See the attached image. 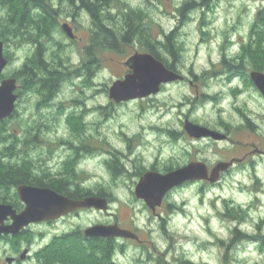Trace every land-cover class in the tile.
<instances>
[{
  "label": "rangeland",
  "instance_id": "obj_1",
  "mask_svg": "<svg viewBox=\"0 0 264 264\" xmlns=\"http://www.w3.org/2000/svg\"><path fill=\"white\" fill-rule=\"evenodd\" d=\"M70 1L51 2L61 12V25L71 21ZM107 1L99 6L104 8L97 11L99 20L118 35L131 10L145 15L155 37L174 32L176 61L165 52L163 57L174 62L186 79L164 85L152 97L116 104L109 97L111 85L128 74L125 62L130 56L146 52L138 42L124 44L117 37L115 48L94 49L91 78L65 82L52 107L37 108L35 92H23V81L18 80L21 87L17 90L23 95L16 116L0 121L4 167L35 174L48 167L63 171L64 160L70 155L68 148L93 143V157L79 167V183L95 193L103 190L110 207L107 212L85 209L56 223L33 225L16 245L0 241V264H7L10 256L17 257L19 264H54L58 258L71 255L80 256L73 264H91L102 252L94 249L95 244L103 250L104 241L90 244L74 236L60 237L115 221L137 230L146 241L144 247L114 242L112 257L117 264H264V244L236 240L233 234L239 227L248 235L264 236V96L249 79L252 71L261 69L264 73V29L251 34L264 0ZM187 3L193 8L183 17L180 9ZM10 13L9 5L0 0V25ZM88 25L89 21L84 26ZM59 27L47 37L35 28L26 29L29 33L25 35L0 37L9 60L0 84L24 67L38 40L49 60L60 57L63 70L81 68L85 29L78 32L82 39L73 41ZM224 60L238 65L241 76L234 77ZM187 119L228 129L231 140L196 142L184 132ZM45 146L54 152L48 163L46 158L51 155ZM249 150L247 162L236 164L220 182L190 183L174 192L158 210L160 216L134 195L139 172L157 162L160 169H176L201 159L213 166L235 157L246 158ZM123 156L130 158L125 159L129 171L121 164ZM111 160L118 162L116 167L123 168L122 172L113 173ZM108 161L110 166H106ZM169 204H173V211ZM52 243L56 253L47 261L46 253L40 252Z\"/></svg>",
  "mask_w": 264,
  "mask_h": 264
},
{
  "label": "water",
  "instance_id": "obj_2",
  "mask_svg": "<svg viewBox=\"0 0 264 264\" xmlns=\"http://www.w3.org/2000/svg\"><path fill=\"white\" fill-rule=\"evenodd\" d=\"M64 31L72 38V29L68 24H64ZM9 64V60L4 54V42L0 40V75H2ZM126 65L129 67V74L122 80L115 81L110 88L109 96L117 104L129 102L137 99H146L161 92L162 87L183 77L151 53H136L131 56ZM255 87L264 96V73L260 71L251 73ZM17 78H5L0 84V121H4L12 116L16 111L18 94ZM184 130L194 138H210L222 141L227 135L211 130L200 124H195L190 120L185 123ZM240 161V160H239ZM235 161H223L216 164L210 174L209 167L204 162H192L187 166L176 168L166 174L150 171L143 175L135 189L138 199L155 211L156 207L162 204L167 192L176 187H180L187 182H199L209 180L216 183L220 179L221 173L229 170ZM19 199L25 204L24 210H17L10 204L0 203V235L19 233L30 226L41 222L55 221L68 214L82 209H96L107 212L109 210V200L106 197L88 196L85 199L74 200L68 198L52 189L31 187L22 185L18 187ZM11 220L12 223L6 224ZM84 234L87 237L96 238H125L139 241V236L126 229H122L116 223L114 225H95L88 228ZM13 259H8L12 263Z\"/></svg>",
  "mask_w": 264,
  "mask_h": 264
},
{
  "label": "flooded vegetation",
  "instance_id": "obj_3",
  "mask_svg": "<svg viewBox=\"0 0 264 264\" xmlns=\"http://www.w3.org/2000/svg\"><path fill=\"white\" fill-rule=\"evenodd\" d=\"M98 1H100V2H98ZM104 1H106V0H71L70 1L72 3V5H71L72 12L70 13L71 16H70L69 19L71 21H69V22H67L65 24H68L69 27H71L72 34H73L72 38H70L67 35V33L64 31V29L62 27L63 24L61 25V21H60V18L62 17L60 15L61 12L55 6H52L53 5V3H51L52 0H49V2H48L51 5V8L49 10L47 9L48 13L46 12V14H45V10L44 9H39V11H37V14L40 13V16L42 18H44V19L54 18V22L53 23L44 22V23H39V24H34L33 23V24L26 25V28L28 30L34 29V28L35 29L36 28L46 29L47 32L43 34L46 37L49 36L52 32L55 33L56 30L58 29V27L60 26L61 27L60 30H62L61 32L66 34L73 41H79L80 39H82L78 35L79 29L83 28V29H85V32L87 33L86 45L84 46V50H82L83 53H84V62H82L83 64H82L81 68H77V70H74L73 72L72 71H68L67 69L61 70V66L59 68V64H57L59 61L57 62V60H55L54 57L50 58V60L48 59V53L45 52L46 48L43 46V44L40 42V40H38L37 42L34 41L35 42V45H34L35 49L32 52V55L28 58V60H26L27 61L26 63L28 64L29 61L31 59H33V58L39 59V60L42 59L47 64V71H34V70L31 71V69L29 68L30 66L28 65L27 66L28 67V71H29L30 74L35 75V77H36L35 81L38 84V86H37V88L36 87H30L29 86L30 80H26L25 85H23L22 88L24 90L23 92H25V91L27 93L35 92V95L38 98L37 101H39V103H37V108L40 107L39 109H43L45 107H50V106L52 107V105L54 103L53 100L56 99L57 95L60 93L61 88L64 86L65 82H67L69 80H72V79H77V78H80V77L87 78L88 80L91 78V76L93 74V70L91 69V66L94 63V60L92 59V57H93L94 52H95V50H94L95 49V45H98V46L100 45L99 49H97V50H106V49L110 48L111 40H110V37H108L109 34L107 36L106 32L105 33H101V31L104 30L105 28L107 29L108 26L106 27L105 25H103V23L100 22L99 15H98L99 13L97 12L98 9H101L103 11L104 8H100L99 6L101 4H103ZM96 2H97V7H94V4ZM95 8H97V9H95ZM88 21H89V25H88L89 27H85L84 25L85 24L87 25ZM38 35L40 36V34H38ZM40 48H41V52L42 53L39 52ZM137 53H139V52H137ZM147 53H149V52H147ZM126 62H127V60H126ZM126 62H125V65H126ZM224 65L226 66L227 69H229V71L232 70V73H235L234 75H236V76H234V77L241 76L240 74H238V71H240V68H238V65H233V64L230 65L225 60H224ZM128 69H129V67H128ZM173 71L177 72L178 74H180L183 77V80H178L176 82H183L186 79L185 75L182 74L181 71H179V70H173ZM256 71H258V70H256ZM256 71H252V72H256ZM129 72H131L130 69H129ZM129 72H128V74H129ZM63 73L69 74V75L73 74L74 76L73 77H67L65 80L61 81V77H63L62 76ZM251 73L249 75V79L250 80H251ZM53 75H55V78H54ZM47 78H49L50 82L48 83V85H50V87H49V89L48 88H44L43 89V86H42V81L43 80L42 79H47ZM120 80H122V79H120ZM251 81L253 82V80H251ZM253 84H254V82H253ZM18 86H19V84H18ZM254 86H255V84H254ZM19 87H21V86H19ZM23 92H21V91L18 92V90L16 91V93L19 96L18 97V101L22 97ZM18 101H16L17 102L16 111L12 114V116L10 118L5 119V120H10L12 117L16 116V113H17V110H18L17 109ZM132 101H134V100H132ZM123 103H125V102H123ZM5 120L3 122H5ZM187 120H189V119H187ZM202 126H205V125H202ZM184 127H185V125H184ZM205 127L210 128L211 130L218 131L221 134L223 133V134L227 135V138L222 140V141H217V140L213 139L212 137H210V138H199V139H194L193 138L196 142H200V141H207V142H223L224 141V142H228V141L231 140L232 134L230 133V131L228 129H219L218 130V129L213 128L211 126H209V127L205 126ZM184 132H186V131L184 130ZM186 133L188 134V132H186ZM188 136L191 137L189 134H188ZM45 147H47L45 149L46 152H47V155L48 156H49V154L51 155V156L46 158L47 161H45V162L48 163V161H52L53 160V157H54L53 153L54 152H51L50 150H47L49 148V146H45ZM68 149H69L68 151L70 152V155H69V157H67L64 160V165H65L64 169L65 170L59 171V172H54V169H52L51 167H48L49 168L48 170L46 169L45 171L38 172L37 174H35L32 171L31 172L26 171V172H28V175H31L32 177L34 176V179H35L36 182H35V184H32V185H30V184L29 185L28 184H20L19 186L27 185L28 187L31 186V187H39V188H49V189H52V190L56 191L54 188H52L49 185L53 184V186H54V185H57L58 183H61L63 186H66L67 189H70V190H78L79 188H82L84 190H88L85 186L82 185L83 183H81V182L79 183L80 177H79L78 171H79V167L81 166V164L84 161H86L87 158L89 159L91 157V155L93 154V152L95 151V150H93L94 149L93 148V143H92V145H91V143H90V145L82 143L81 145H77L76 147L73 146V147L68 148ZM255 152L259 153L258 150H256ZM246 155H247L246 158H237V157H235V158L231 159L230 161L234 160L235 164L229 170L224 171L223 173H221L219 179L221 180V177L225 173L230 172L235 167L236 164L247 162V160H248L247 157H249L251 155V150L247 151ZM124 156H126V155H124ZM124 156L121 158V159H123L121 164L123 163V168H125L127 170L128 168H127V166H125V159H130V158L129 157H124ZM92 157H93V155H92ZM199 161L204 162V163L207 164V166L209 167L210 174H211L214 166L216 164L220 163V162H218V163H216L215 165L212 166V165H209L205 159H201ZM199 161L196 160V161H192V162H199ZM111 162L113 163V165H111ZM111 162L108 161L106 166L107 165L108 166L111 165V169H112L113 173H115L114 170H117V174H118V171L122 172L123 168H122V170H120V167H116V164L118 163L116 160L115 161L111 160ZM192 162H190V163H192ZM119 165H120V163H119ZM58 167H61V165H58ZM173 170H175V169H173V167H170L168 169H160V167L158 165V162H157L156 164H153V166H151L149 169H147V171H145V172H144V170L140 171L138 176H137V178H138V181H140L141 178L143 177V175L145 173H147V172H150V171L159 172V173H162V175H163V174H166V173H168L170 171H173ZM127 171H129V170H127ZM80 173H84V171H82ZM220 180L218 182H220ZM199 182H201L202 184H211V185L215 184L213 182L211 183L209 180H200ZM199 182H187L186 184H184V185H182L180 187H176V188L172 189L170 192H167L166 193L167 195L164 197V200L162 201V204L160 206L156 207L155 211L152 210L145 203L144 200H142V199L141 200L144 201V203L147 205L146 207H148L154 213H156L158 216H160L158 210L159 209H163L165 207L164 205L166 204L168 198H170V196L173 195L174 192L178 191L180 188L184 187L185 185L187 186V184L199 183ZM218 182H216V183H218ZM137 185H138V182L136 184V187H137ZM19 186H17V188L15 187L16 190H17V193H18V187ZM134 194H135V192H134ZM18 197H19V194H18ZM135 197H136V195H135ZM19 198H18V200L21 203V207L20 208H16L14 205L10 204L17 210L18 213H20V211L24 210V208H25V204ZM85 198H86V196L84 198H81V199H85ZM76 200H80V199H76ZM108 200L110 202L109 198H108ZM4 204H6V203H4ZM167 206H169V209L171 211H173V208H174L173 204H169ZM83 210H85V209L76 211L74 213H71L70 215L68 214V216H64V217H62V218H60L58 220H55V221L41 222V223H36V224H32V225L30 224V226H28L25 229H23L19 233V235L2 234V235H0V241H10L12 244L16 245V244L20 243L25 237H27L26 235L30 231V227L31 226H33V225H42V223L43 224L56 223V222H58V221H60L62 219H65V218L67 219V217H70L72 215H77L78 213H80ZM10 223H12L11 220L6 221L5 225L10 224ZM116 223L119 225L120 228L126 229V230H129L131 232L136 233L139 236V241H137L135 239H129L128 240V239H125V238H114V237H110V238L87 237L86 234H84V232L88 228L85 229L84 232H81V231L79 233L71 232V233H69L67 235L68 236H74L77 240L82 241V243H90L91 244L92 242H94V239H98V240L99 239H103V241H105V242L113 241V242L116 243V241L121 240L123 242V244H125L127 242L128 243L129 242H134L135 244H138L140 246H143V247L145 246L144 242H146V241L141 237V235L137 232V230H134L133 228L123 227V226H121L119 224L118 221H115L114 223H109L107 225H114ZM100 225H106V224H100ZM72 233H74V234H72ZM67 235H65V236H67ZM65 236H62V237H65ZM9 258L13 259L12 260L13 262L10 263V264H16V263L19 264L20 263V261H19V259L17 257L10 256L6 260H8ZM7 264H9L8 261H7Z\"/></svg>",
  "mask_w": 264,
  "mask_h": 264
},
{
  "label": "trees",
  "instance_id": "obj_4",
  "mask_svg": "<svg viewBox=\"0 0 264 264\" xmlns=\"http://www.w3.org/2000/svg\"><path fill=\"white\" fill-rule=\"evenodd\" d=\"M3 4L9 5L10 10H11V15H9L8 19L5 20L4 25H0V30H2V34H0V37L4 38L10 34L14 35H23L28 34L29 32L26 31V25L28 24H39V23H44V22H54V18H48L44 19L40 16V13L37 14V11L39 9H44L45 14L46 12L48 13V10L51 8V5L48 3L49 0H1ZM107 1V0H106ZM100 2V1H98ZM193 5L190 3L185 4L180 10H181V15L184 17L185 14H187L189 11L192 10ZM94 7H97V2L94 4ZM48 9V10H47ZM97 9V8H95ZM48 15V14H47ZM126 23H124V28L122 29V33L119 35L109 29L105 28L104 30L101 31V33L109 34L108 37H110L111 44L110 48H115L116 44L118 43V38L121 39V43L124 44H130L133 42H138L142 47L146 50V52H149L153 54L157 60H161L165 63V65L173 70H176V64L169 63V61L163 57L164 52L167 53L169 56H171L173 60L176 61L175 55H177V47L175 46L174 42V32L169 33V34H164L163 38L160 37H155L152 35V29L150 26H148V21L145 18V15L142 14L139 11L136 10H131L125 15ZM256 21L254 22L253 27L251 28V34L255 33V30H261L264 29V8L259 10V12L256 14L255 17ZM28 30V29H27ZM35 30H38L40 34H44L47 32L46 29L42 28H36ZM24 34V35H25ZM260 35V34H259ZM118 37V38H117ZM33 41H37L36 39ZM100 45H95V48H99ZM40 53L41 48H40ZM57 60V64H59V68L61 66V70H63V64L62 60L60 57L55 58ZM27 64V63H26ZM24 64V67L13 77L17 78L20 81H23V85H25L26 80H30L29 86L30 87H36L38 84L36 83L35 75H32L28 71V65L30 66L29 68L31 71H47V64L44 60L42 59H31L29 63L26 65ZM261 69H258V71ZM55 78V75H53ZM63 77H61V81L65 80L67 77H73V74H62ZM51 77V76H50ZM29 78V79H28ZM42 86L44 88L50 87L48 85L49 78L47 79H42ZM22 85V86H23ZM171 135H175L174 132H170ZM27 170H18L16 171L15 169H7L4 167V164H2L1 158H0V203H6V204H12L16 208H20V202L18 200V193L16 191L17 186L20 184H35V179L34 176L32 177L31 175H28ZM114 172L117 174V170H114ZM142 174V173H141ZM45 185V184H44ZM46 186V185H45ZM52 188H54L58 193L64 195L65 197L71 198V199H81L84 198L85 196H100V197H106L108 194H106L103 190L95 193L94 191L90 190H84L82 188H79L78 190H70L67 189L66 186H63L61 183H58L57 185L51 184L49 185ZM16 187V188H15ZM14 190L15 192L13 196L9 195L10 191ZM234 239L236 240H248V241H253V242H258L259 244L263 245L264 244V236H256L254 234L248 235L245 232H242L240 228H236L234 231ZM70 236H65L61 237L62 239H67ZM103 239H94L93 244L96 242H101ZM68 242V241H67ZM105 242V241H104ZM54 243V242H53ZM53 243L45 250H42L40 253L45 254L46 260L49 261L52 259L50 258L51 256H54L53 254L56 253L54 252V245ZM92 244V245H93ZM94 249H100L102 251L101 253L97 254L94 256L91 260V264H117L113 257L115 254L116 250V245H114L113 241H108L104 243V249L101 250L100 245L94 246ZM87 250V249H86ZM63 251V250H62ZM60 253V252H59ZM64 253V251H63ZM70 258V259H69ZM69 258H58L60 259L57 262H54V264L60 263V264H73L72 260L75 259V261H78L80 259V256L77 255H71ZM70 260V261H69ZM78 263V262H77ZM82 263V262H81ZM83 264V263H82ZM85 264V263H84Z\"/></svg>",
  "mask_w": 264,
  "mask_h": 264
},
{
  "label": "bare ground",
  "instance_id": "obj_5",
  "mask_svg": "<svg viewBox=\"0 0 264 264\" xmlns=\"http://www.w3.org/2000/svg\"><path fill=\"white\" fill-rule=\"evenodd\" d=\"M124 5V4H123Z\"/></svg>",
  "mask_w": 264,
  "mask_h": 264
}]
</instances>
